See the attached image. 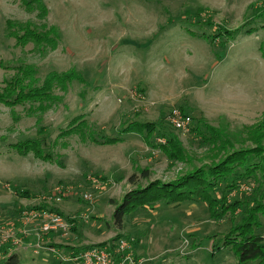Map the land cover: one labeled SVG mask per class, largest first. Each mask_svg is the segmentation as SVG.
Listing matches in <instances>:
<instances>
[{"label":"rangeland","instance_id":"obj_1","mask_svg":"<svg viewBox=\"0 0 264 264\" xmlns=\"http://www.w3.org/2000/svg\"><path fill=\"white\" fill-rule=\"evenodd\" d=\"M43 1L48 12L41 16L22 0H0V84L20 65L36 69L38 86L51 72L74 70L84 81L75 78L65 88L55 82L43 111L38 102L13 109L0 103V223L14 222L23 207L44 205L68 225L67 235L56 237L61 247L54 245L62 255L106 246L112 262L130 253L135 264H237L221 243L231 224L211 220L202 202L146 205L124 217V229L116 228L112 216L126 195L176 183L222 158L191 132L171 129L192 161L173 162L157 132L151 144L120 131L134 121L164 129L175 108L191 123L204 120L230 137L259 122L264 0ZM6 21L29 22L54 43L18 45L6 36ZM78 120L85 121L84 132L70 133ZM119 137L108 145L94 141ZM28 139L41 141L39 156L11 146ZM245 185L230 198L247 200L253 187ZM16 188L31 198L16 197ZM255 233L264 244V217ZM121 242L129 247L119 254ZM13 252L22 264H67L48 251Z\"/></svg>","mask_w":264,"mask_h":264},{"label":"trees","instance_id":"obj_2","mask_svg":"<svg viewBox=\"0 0 264 264\" xmlns=\"http://www.w3.org/2000/svg\"><path fill=\"white\" fill-rule=\"evenodd\" d=\"M22 1L25 6H28L30 12L36 8L40 9L41 16L48 12L43 0ZM24 23L29 22L20 24L16 21H6V36L8 38L15 37L17 44L22 46L34 42L39 49L43 47L40 46L43 43H54V39H51L49 35L35 31L33 24ZM54 32L56 35L54 38L58 37L59 33L57 35V32ZM236 32L237 30L233 34ZM14 70V74L9 80L4 79L6 80L4 86H2V82L0 84V103L11 109L28 102L31 104L38 102L37 108H41L43 111L42 106L50 101L49 92L53 90L55 82L65 88V82L73 81L75 78L82 80L79 73L74 70L65 75L51 72L52 74L48 73L42 84L38 86V79L35 78L36 69L20 65L14 67ZM138 90L141 91V89ZM182 112L184 113L183 110ZM72 123L73 125L69 129L70 133L76 130L81 134L82 131L84 132V128L81 129V127L86 125L85 121L78 120ZM157 124L134 121L123 127L120 132L124 136L127 134L141 136L144 141L148 140L151 144L153 136L157 132L156 137L160 136L165 140L162 148H167V158L170 161L192 162L186 158L187 152L185 147L180 144L179 138L171 132L173 127L169 122L166 121L165 127H170V130L165 127L159 129V124ZM190 132L201 136V146L216 147L218 149L216 153L221 154L222 158L214 163L192 168L176 183L163 186L151 184L144 189L145 191L136 189L126 195L121 203L116 204L117 208L112 216L116 228L124 229V217L146 205L153 207L155 204L161 203L166 206L173 204L176 207L184 202H202L205 204L211 220L220 223L227 218L231 224L227 233L221 237V243L223 248L232 252L237 264H250L255 261L262 264L264 262L263 238L255 233V229L260 226V220L264 217V115L259 122L249 127H243L242 131L233 134V137L200 119L192 123ZM121 140L122 137L106 139L103 142L94 139L102 145L114 144ZM241 140H244L248 145L240 144ZM41 144V141L28 139L11 144V146L20 154L27 155L33 151L36 156H39ZM48 157L50 155H42L43 159ZM146 174V171L141 172V176L144 178H147ZM134 179L133 175L129 178V182L133 184ZM245 184L253 187L247 200L231 199L234 191L241 190L243 186H247ZM14 191L16 197L31 198L29 192L22 193L23 190L20 188H16ZM132 202L134 203L132 204ZM33 207L47 208L44 205ZM48 210H50L49 207ZM4 224L6 223L4 222ZM59 245L61 247V244ZM0 249L3 255L0 264H22L19 256L15 252H10L7 246Z\"/></svg>","mask_w":264,"mask_h":264},{"label":"built area","instance_id":"obj_3","mask_svg":"<svg viewBox=\"0 0 264 264\" xmlns=\"http://www.w3.org/2000/svg\"><path fill=\"white\" fill-rule=\"evenodd\" d=\"M167 121L174 130L187 135L190 133L192 119L180 109H173ZM160 142L164 139L159 138ZM84 200H88L84 196ZM55 201H60L57 198ZM0 223V248L7 246L10 252L18 249H32L35 253L48 251L57 261L67 264H135L133 256L128 253L120 257L119 262H112L111 255L106 246H93L86 250H80L71 255H62L58 248L50 241L52 234L66 236L68 225L56 212L48 209L34 207L22 208L14 222ZM128 242H121L118 247L119 254L127 250Z\"/></svg>","mask_w":264,"mask_h":264},{"label":"crops","instance_id":"obj_4","mask_svg":"<svg viewBox=\"0 0 264 264\" xmlns=\"http://www.w3.org/2000/svg\"><path fill=\"white\" fill-rule=\"evenodd\" d=\"M24 208V207H23ZM20 211V210H19ZM19 213V212H18ZM56 237H59L60 238V236H58V235H55V234H52V235H50L49 236V238H50V241L53 243L54 242V244H61V243H59V242H57V240H56Z\"/></svg>","mask_w":264,"mask_h":264},{"label":"bare ground","instance_id":"obj_5","mask_svg":"<svg viewBox=\"0 0 264 264\" xmlns=\"http://www.w3.org/2000/svg\"><path fill=\"white\" fill-rule=\"evenodd\" d=\"M113 262L115 263V261L113 260Z\"/></svg>","mask_w":264,"mask_h":264}]
</instances>
